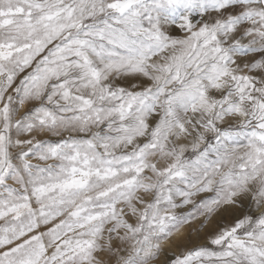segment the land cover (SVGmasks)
<instances>
[{
	"label": "snow or ice",
	"instance_id": "snow-or-ice-1",
	"mask_svg": "<svg viewBox=\"0 0 264 264\" xmlns=\"http://www.w3.org/2000/svg\"><path fill=\"white\" fill-rule=\"evenodd\" d=\"M0 264H264V0H0Z\"/></svg>",
	"mask_w": 264,
	"mask_h": 264
}]
</instances>
